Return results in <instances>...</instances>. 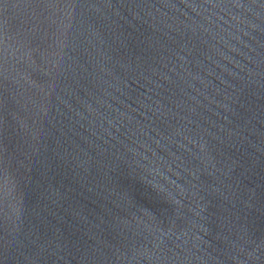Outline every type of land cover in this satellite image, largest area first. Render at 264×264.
Returning <instances> with one entry per match:
<instances>
[{
    "label": "water",
    "instance_id": "water-1",
    "mask_svg": "<svg viewBox=\"0 0 264 264\" xmlns=\"http://www.w3.org/2000/svg\"><path fill=\"white\" fill-rule=\"evenodd\" d=\"M0 264H264V0H0Z\"/></svg>",
    "mask_w": 264,
    "mask_h": 264
}]
</instances>
